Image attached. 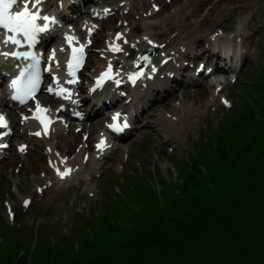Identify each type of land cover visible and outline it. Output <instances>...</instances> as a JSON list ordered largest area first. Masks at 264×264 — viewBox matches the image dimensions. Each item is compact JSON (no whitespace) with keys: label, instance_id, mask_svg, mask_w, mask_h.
<instances>
[{"label":"rangeland","instance_id":"obj_1","mask_svg":"<svg viewBox=\"0 0 264 264\" xmlns=\"http://www.w3.org/2000/svg\"><path fill=\"white\" fill-rule=\"evenodd\" d=\"M187 1L189 2V6L185 7ZM211 1L212 0H181V2L175 6L172 13H168L167 15L169 22L166 29L167 35L170 34L172 36L182 29H187L193 23L198 22L200 20L199 18H203V14L205 13L204 17L212 21L213 18L217 16L222 19L226 16L231 18L230 12H232L235 13L236 16L244 18L245 20L250 18V24L252 25L255 23L259 24L260 22L261 26L256 31L257 33L252 37L253 42L256 41V38L259 39L254 54L248 59V64L244 70L238 75L237 82L226 89L227 93L225 94H227L228 97L230 96L233 99V102H236L232 112L229 113L226 109H224L225 111L220 110L219 114L215 116L211 115L210 122L206 121V123L209 124L208 126L204 128L205 125H203L201 127V129H203L201 137L202 135L204 139L208 137V140L203 143L201 147L199 144L197 150L200 152V150L203 149V152L201 151L200 153L205 155V160L201 165L207 170L210 179L206 176L202 181L210 187L212 186L211 176H213V178L218 177L220 171H223V168L228 170L230 168V164H227L230 161L229 158H232V160L239 159L240 157H238V153L241 151V148H247V152H249L252 147L253 151L249 156L253 155L255 147L259 151L264 150V0H214L215 3H211ZM211 21L209 22V26H214ZM174 24L182 26L177 30L171 29ZM260 65L262 66L260 67ZM203 92L207 93L206 89H203V87H199L197 92H189V103H192L193 99L199 100L203 103ZM178 93L175 94L173 98L165 100L168 101L166 106L162 104L163 102L156 103L153 106L154 108L149 110L151 112L149 116H146L145 122L151 121V123L143 126L137 135L125 144L127 145L126 147H129L128 159L126 162L122 160L123 156L126 154L125 150H122L119 153L117 152V156H113L111 160L108 161L107 172L102 174L101 180L97 183L98 189L101 190L97 199L98 203L96 204L95 209L89 212H84L83 218L86 220L79 219L74 223L73 219H65L64 211L60 216L54 211L57 207L56 201H60L57 193L61 188H52L51 190L47 188L41 193H34V187L39 185L40 181L37 172L41 170V167L44 171L43 165L39 163L42 159L41 154L38 153L37 147H34V150L29 153L30 155L28 154L29 157L27 155L26 160L21 162V166H17L16 164V170H18V173L11 171L7 174L6 171L5 174L1 176L0 232L5 231L2 223H4L5 227L12 224L10 222L11 220L6 218L9 210L4 208L3 204V202L7 200L8 188L13 190V200L10 203L15 211L21 209L19 205L21 198H32L30 207L27 210L29 219H27L26 222L30 224L31 215L42 219L40 222H46L45 225L49 226L46 229L49 230H45V232L41 234L39 240V242L44 243L46 247H51V244L57 242L49 240L47 235H54V239L57 237L65 239L66 242H64V245L62 246H68V251H71L75 239L79 240V244L82 246V242L86 240L85 237H81L82 235H85L94 245L98 243L95 236L105 239L106 242H109L110 244L113 240L122 241L124 235L130 233V230L128 229L131 227V224L133 227H136L139 221L150 219L149 217L163 218L164 215L166 218L169 214V211L167 210L168 205L170 207L174 202L179 204V198L183 195L186 188L185 184H182L179 187L181 195H178L176 191L173 196H170V193H168L165 195L164 202L158 198V196L154 197V189L148 181L150 175L147 171L153 169L151 164L156 161L154 185L161 184V182L163 184L169 182L171 180L170 165H172V163L164 161V159L171 157L179 159L180 153L183 150H189V155L195 157L196 153L194 150V144H198V136L196 133L204 119V114H200L197 110L199 109L198 107L194 108V111H196L193 113L192 118L191 116L185 117V113L175 106V104L180 101ZM243 112L245 116L242 115ZM160 115H166V118H164L165 122L163 123L165 125H170L169 129L172 131L170 146L177 147L175 151H178V153H173L171 156H169L166 151L164 152L161 146H157L161 140L160 136L166 130V128L161 127L162 121L157 120ZM172 118L175 120L173 121ZM183 118L184 122L176 126L177 122L183 120ZM239 120L241 123L245 124L243 128L237 126ZM221 123H223L221 128L224 130L223 133L226 132L228 135L218 144L219 141L216 140V136L218 130L220 131L219 127ZM186 132H190L194 136L196 135L195 140L189 144L185 143L182 138ZM233 142H240L241 144L230 151L228 145L231 144L233 146ZM208 143L211 144V147L205 149ZM67 145L70 146V143ZM216 147L217 150L215 151L214 148ZM66 148L68 147L66 146ZM223 148L226 153H229L225 160H223ZM180 163L181 162L177 163L178 167ZM217 165H219V167H216ZM142 171L147 172L145 173L144 178H139V180L143 182V190L141 192H135L136 198L133 201L136 202L134 203L133 201H130L127 188L124 183H122V180L128 175L131 176L133 173H141ZM181 171L182 177L188 173V169L184 166H181ZM166 174L168 177H166ZM188 180L191 183L190 190L193 192L194 189H197V183H192L190 177ZM133 184L137 186L139 183L137 180H133ZM120 185L121 189L124 191L122 193L118 191L119 196L114 198L110 191L116 189V186ZM14 186H17V191L14 190ZM168 197L169 202H167ZM184 201L187 202L186 200ZM173 205H175V203ZM38 211H40V215L37 214ZM88 223H90V225H88ZM70 230L71 233L68 236ZM252 234L253 235L245 239L241 244L246 253L248 250L258 251L264 247V224L252 231ZM1 235L4 236L3 234ZM64 236L67 237L65 238ZM31 237L32 234L30 230H24V242H22V244L19 242L17 245L26 248L28 251L30 245L27 246V241L30 240ZM14 244H16V242ZM38 246L39 245L33 249L36 250ZM77 246L78 245L73 247L74 253H77ZM2 248L7 249V247ZM4 249H0V258L7 255V250ZM237 252L241 253L238 248H235V251L233 252V254L236 253L235 260L239 259ZM22 257L23 255L17 257L16 263L21 261ZM25 258L27 259V263L30 264V258ZM24 261L26 260H23L22 262ZM243 262L248 264H258V261L251 262L243 260Z\"/></svg>","mask_w":264,"mask_h":264},{"label":"trees","instance_id":"obj_2","mask_svg":"<svg viewBox=\"0 0 264 264\" xmlns=\"http://www.w3.org/2000/svg\"><path fill=\"white\" fill-rule=\"evenodd\" d=\"M240 144H229V150ZM252 151V147L249 152L241 148L239 159L229 158L230 168H223L218 177L211 176V187L202 181L206 176L209 178L208 174L191 168L188 178L197 183V193L186 195L185 189L179 204L168 205L166 218L149 217L136 227L131 224L130 233L122 241L113 240L109 244L95 236L98 243L94 245L82 235L86 240L74 253L73 247L68 251V246H62L66 242L62 239L56 247L35 250L30 264H248L243 260L264 264V247L246 253L241 246L253 235L252 231L264 224V150L255 147L249 156ZM223 152L225 160L229 153L224 148ZM173 195L175 191L171 190L170 196ZM235 248L241 252H237V260ZM21 259L15 263L2 257L0 264H29L25 257Z\"/></svg>","mask_w":264,"mask_h":264},{"label":"snow or ice","instance_id":"obj_3","mask_svg":"<svg viewBox=\"0 0 264 264\" xmlns=\"http://www.w3.org/2000/svg\"><path fill=\"white\" fill-rule=\"evenodd\" d=\"M44 2V0H0V29H3L5 32L4 38L0 40V43L4 45L12 44L16 46L21 45V40L18 37H23L24 40L31 45L35 42L37 38V34L44 32L48 28V23H55V20L48 17V16H41L39 7ZM14 5H20L17 10L13 11ZM31 6V7H30ZM44 21L45 23L43 26L38 24L37 21ZM119 35L117 39H119ZM69 41L71 40L70 37H66ZM113 51H119L118 48H113ZM73 57L72 60L69 61L68 68H69V75L74 76L73 71V60L76 61L77 66L79 65V60L82 58L83 52L82 48L80 50V55L77 56V50L73 48ZM0 56L4 57H15L19 58L23 56L24 59H28L31 54L30 53H17V52H0ZM35 63L29 65V68L32 71H28L25 69L23 72L20 73V78L15 79L12 81V88L15 90V94L13 95V100H18L20 103H24L26 99L32 98L33 94L36 91V86L39 83V73L36 71V65H38L39 61L36 60L35 57H31ZM144 59H147L145 57ZM111 71V66H109V72ZM154 71V69H153ZM109 73H105L104 76H108ZM103 78V77H102ZM133 82L135 81V77H132ZM26 81V83L24 82ZM72 81H69L71 83ZM51 92L52 89H49ZM65 92L64 89H60L59 93L63 94ZM227 104V101H224ZM39 108V105L37 106ZM40 111H46L44 109H40ZM27 119V118H25ZM35 119L39 120L40 123H44V120L41 119L40 116H36ZM119 120V114L113 117L114 123L109 124L108 127L115 132L121 130V126L115 123V121ZM125 127L127 125H124ZM0 128H7V124L5 122V118L0 116ZM35 135H40V133H35ZM105 142L101 139L100 144L97 145L98 149H102ZM6 147V145H0ZM23 147H21L20 151H23ZM70 169L64 172H60L57 170V174L63 179L65 176L70 174ZM28 202L25 201V206H27ZM11 215V213H10Z\"/></svg>","mask_w":264,"mask_h":264},{"label":"bare ground","instance_id":"obj_4","mask_svg":"<svg viewBox=\"0 0 264 264\" xmlns=\"http://www.w3.org/2000/svg\"><path fill=\"white\" fill-rule=\"evenodd\" d=\"M215 84L218 86V83L215 82ZM65 130V127L64 126H61L59 128V131H58V134H60L61 132H63ZM55 132H53L50 136L46 135L44 136V138L46 139V147L49 151V149L55 144ZM64 179V178H63ZM60 176H59V180L58 182H60L61 180H63Z\"/></svg>","mask_w":264,"mask_h":264}]
</instances>
